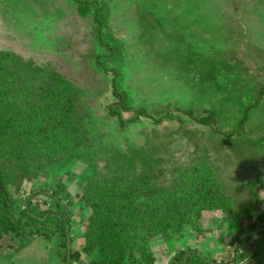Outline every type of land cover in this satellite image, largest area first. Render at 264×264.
Masks as SVG:
<instances>
[{"label":"rangeland","instance_id":"1","mask_svg":"<svg viewBox=\"0 0 264 264\" xmlns=\"http://www.w3.org/2000/svg\"><path fill=\"white\" fill-rule=\"evenodd\" d=\"M0 57L32 85L75 98L87 138L68 165L10 184L17 210L28 200L39 213L56 209L52 193L69 205L68 247L59 233L9 234L0 264L98 259L86 249L89 180L159 200L204 169L229 206L205 211L203 234L188 226L148 246L155 264L186 249L232 260L241 224L264 212V0H0ZM208 115L216 127L200 120ZM254 254L251 264H264V234Z\"/></svg>","mask_w":264,"mask_h":264},{"label":"trees","instance_id":"2","mask_svg":"<svg viewBox=\"0 0 264 264\" xmlns=\"http://www.w3.org/2000/svg\"><path fill=\"white\" fill-rule=\"evenodd\" d=\"M97 36L103 45L106 39L100 25ZM16 68L12 60L0 57V238L13 234L50 240L59 233L68 247L69 205L52 193L56 209L39 213L28 200L24 209L17 210L10 184L20 185L68 165L84 152L86 134L77 119L75 98L65 97L52 86L32 85L18 75ZM200 120L217 125L213 115ZM242 132L240 129L237 133ZM185 180L188 187L184 191L159 200L119 181H87L81 196L90 210L86 249H99V258L90 264H155L148 245L157 236L168 238L188 226L203 234L205 211L226 208L229 201L221 184L206 169L191 172ZM263 234L264 212L241 224L233 242L235 257L245 255L247 248L250 258L256 255ZM170 263L223 264L192 249L181 250Z\"/></svg>","mask_w":264,"mask_h":264},{"label":"crops","instance_id":"3","mask_svg":"<svg viewBox=\"0 0 264 264\" xmlns=\"http://www.w3.org/2000/svg\"><path fill=\"white\" fill-rule=\"evenodd\" d=\"M227 248H230V245L227 246ZM228 251V249H226V252ZM234 259V260H233ZM253 260V258L250 257H245V255L241 256V255H237L235 257V252H233L232 254V261L230 264H251V261Z\"/></svg>","mask_w":264,"mask_h":264},{"label":"built area","instance_id":"4","mask_svg":"<svg viewBox=\"0 0 264 264\" xmlns=\"http://www.w3.org/2000/svg\"><path fill=\"white\" fill-rule=\"evenodd\" d=\"M230 248H231V247H230ZM239 253H243V249H240V250H239Z\"/></svg>","mask_w":264,"mask_h":264}]
</instances>
